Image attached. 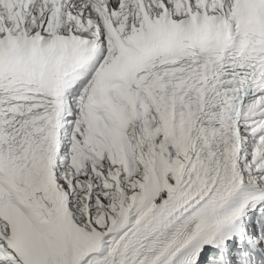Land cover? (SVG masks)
<instances>
[{"label": "snow or ice", "instance_id": "1", "mask_svg": "<svg viewBox=\"0 0 264 264\" xmlns=\"http://www.w3.org/2000/svg\"><path fill=\"white\" fill-rule=\"evenodd\" d=\"M0 264H264V0H0Z\"/></svg>", "mask_w": 264, "mask_h": 264}]
</instances>
